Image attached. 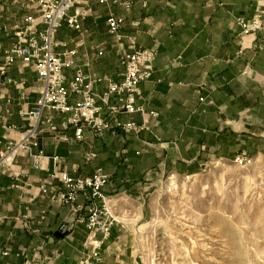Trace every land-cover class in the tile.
Returning <instances> with one entry per match:
<instances>
[{
  "label": "crops",
  "instance_id": "crops-1",
  "mask_svg": "<svg viewBox=\"0 0 264 264\" xmlns=\"http://www.w3.org/2000/svg\"><path fill=\"white\" fill-rule=\"evenodd\" d=\"M134 1L127 12L92 0V10L83 21L84 44L78 48L76 66L66 73L72 79L76 68H82L99 80L95 85L98 92L107 89L108 78H120V54L128 45L126 41L116 44L108 33L107 18L112 10L125 20L122 34L135 35L142 48L158 49L154 73L140 85L138 100L147 113L156 112L158 117L121 116L123 122L147 126L139 133L117 130L94 136L86 129L85 140L77 141L71 129L70 139L63 142L45 136L41 148L49 158L42 160L40 170H35L22 153L16 159L15 169L22 173L18 180L0 172V251L9 253L0 258L2 263L49 259L52 264H76L83 255L88 236L85 224H77L66 234L59 231L64 221L80 215L52 203L41 192L44 184L52 190L60 188L59 179L49 176L52 156L62 157L59 168L74 176H92L101 168L109 176L104 193L112 198L133 194L165 176L195 174L206 162L232 158L248 149L252 140L264 137V30L243 35L237 24L239 18L251 20L264 0ZM28 13L11 0H0L3 49L14 42V36H6L3 27H11ZM137 22L138 27L134 25ZM57 40L64 45L59 51L74 49L80 35L64 24ZM101 45L105 51L98 55ZM3 61L4 52L0 51V64ZM8 77L24 81L28 91L27 99L22 100L21 89L0 76L1 102L7 107L6 100L12 101V115L6 120L23 130L27 122L20 111L35 104L42 83L21 60L9 70ZM79 99L70 96L71 103ZM89 153L96 155L91 161H87ZM85 203L81 195L78 204ZM110 242L111 238L106 244ZM101 255L106 264V254L101 251Z\"/></svg>",
  "mask_w": 264,
  "mask_h": 264
},
{
  "label": "built area",
  "instance_id": "built-area-1",
  "mask_svg": "<svg viewBox=\"0 0 264 264\" xmlns=\"http://www.w3.org/2000/svg\"><path fill=\"white\" fill-rule=\"evenodd\" d=\"M13 4L21 5L29 10L19 22L11 27L4 26L6 36H14L13 44L0 51L4 52V61L0 64V76L5 82L21 89L20 97L26 100L28 91L24 81L8 77L9 70L17 60L30 67L37 74L42 83L39 98L31 108L20 111L27 124L23 130L17 125L10 124L6 117L11 116V100H6L4 107L0 96V172L9 173L15 180L22 175L16 167V159L25 154L33 163L35 170L41 169V162L46 156L41 148V140L45 136L55 142L68 141L69 130H74L77 141L85 140V130L89 129L94 136H102L107 132L122 130L125 133H139L147 126H139L134 122H123L124 115L140 114L157 118L156 112L147 113L144 105L138 104L141 96L140 85L149 81L154 73L153 62L158 49L142 48L138 45L135 35H124L121 29L124 18L109 11L107 18L108 33L116 44L126 41L127 51L120 54V64L123 72L118 80L107 79V89L103 92L95 90L98 79H93L76 68L72 79H69L66 70L76 66L78 48L84 44L83 21L91 12L92 0H11ZM107 7H119L130 11L134 0H99ZM143 3V7H146ZM66 24L80 35V40L74 49L59 51L64 47L58 42L57 35ZM237 24L243 35L255 34L264 30V6L257 9L251 20L237 19ZM136 27L139 23L134 24ZM105 46L97 47V54L102 55ZM74 94L80 99L70 102ZM116 98V103L111 99ZM5 131L4 134L1 132ZM17 134L12 138L11 135ZM94 153L87 155V161L95 158ZM53 166L49 171L52 179H59L60 188L50 189L46 184L41 186V192L49 196L54 204L68 207L77 217L73 221H64L59 231L66 234L74 230L77 224L84 223L88 231L84 243L83 255L76 264H103L101 243L110 235L114 225L111 209L108 206L112 201L104 193L109 176L101 169H97L92 176H74L65 169H60L63 158L50 157ZM81 195L86 198L84 205L78 204ZM84 214V215H81ZM44 215L41 220H44ZM28 225V224H26ZM99 237L102 240H99ZM9 255L8 251H0V258ZM0 264H10L2 263ZM13 264V263H12ZM18 264V263H14ZM22 264H52L49 259L26 260Z\"/></svg>",
  "mask_w": 264,
  "mask_h": 264
},
{
  "label": "rangeland",
  "instance_id": "rangeland-1",
  "mask_svg": "<svg viewBox=\"0 0 264 264\" xmlns=\"http://www.w3.org/2000/svg\"><path fill=\"white\" fill-rule=\"evenodd\" d=\"M257 139L195 174L112 197L114 225L100 246L106 264H264V137Z\"/></svg>",
  "mask_w": 264,
  "mask_h": 264
}]
</instances>
